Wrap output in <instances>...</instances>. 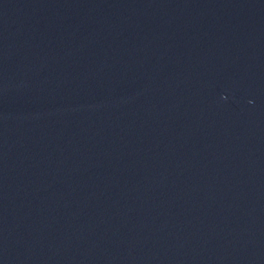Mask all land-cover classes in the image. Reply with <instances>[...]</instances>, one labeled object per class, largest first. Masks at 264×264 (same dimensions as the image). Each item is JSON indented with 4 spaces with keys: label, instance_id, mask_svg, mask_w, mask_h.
<instances>
[{
    "label": "water",
    "instance_id": "obj_1",
    "mask_svg": "<svg viewBox=\"0 0 264 264\" xmlns=\"http://www.w3.org/2000/svg\"><path fill=\"white\" fill-rule=\"evenodd\" d=\"M0 264H264V7L1 103Z\"/></svg>",
    "mask_w": 264,
    "mask_h": 264
}]
</instances>
